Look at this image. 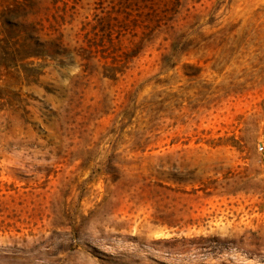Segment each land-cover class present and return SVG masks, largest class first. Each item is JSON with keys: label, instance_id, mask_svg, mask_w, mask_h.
<instances>
[{"label": "rangeland", "instance_id": "rangeland-1", "mask_svg": "<svg viewBox=\"0 0 264 264\" xmlns=\"http://www.w3.org/2000/svg\"><path fill=\"white\" fill-rule=\"evenodd\" d=\"M100 2L0 0V264H264V0H182L115 79L67 56Z\"/></svg>", "mask_w": 264, "mask_h": 264}, {"label": "trees", "instance_id": "trees-1", "mask_svg": "<svg viewBox=\"0 0 264 264\" xmlns=\"http://www.w3.org/2000/svg\"><path fill=\"white\" fill-rule=\"evenodd\" d=\"M99 14L95 15L92 24L83 26L81 44L73 49V54L67 55L70 58L75 55L79 58L82 72L90 69L92 62L101 69L106 78L115 79L122 76L128 69L131 60L136 58L154 40L159 33L173 31L177 24V18L184 13L191 15L194 6L186 7L182 0H101ZM259 34V32L256 31ZM54 43L44 42L42 44V59L54 60L65 53H68L60 39L54 44L62 51H51L49 47ZM34 46L31 40L28 42H12L8 44L9 61L12 67L25 59L35 56L30 52ZM22 53H25L22 55ZM47 67V64L39 65V72L33 77H39ZM2 99V97H0ZM26 104L19 101L17 106L10 102L0 103V114L4 119L3 132L9 127L10 121L6 114L10 115L19 111L21 119L27 114Z\"/></svg>", "mask_w": 264, "mask_h": 264}, {"label": "built area", "instance_id": "built-area-1", "mask_svg": "<svg viewBox=\"0 0 264 264\" xmlns=\"http://www.w3.org/2000/svg\"><path fill=\"white\" fill-rule=\"evenodd\" d=\"M260 150H261V148H260Z\"/></svg>", "mask_w": 264, "mask_h": 264}]
</instances>
